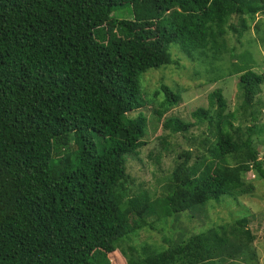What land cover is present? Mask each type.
I'll return each mask as SVG.
<instances>
[{
	"label": "trees",
	"instance_id": "trees-1",
	"mask_svg": "<svg viewBox=\"0 0 264 264\" xmlns=\"http://www.w3.org/2000/svg\"><path fill=\"white\" fill-rule=\"evenodd\" d=\"M259 13L264 0H0V264H112L115 252L122 264L242 258L254 239L244 216L230 227L175 229L207 204L250 193L241 173L264 179L252 138L264 125L242 131L212 92L209 108L192 113L207 127L191 138L202 153L192 164L190 149L178 153L159 208L132 192L126 157L146 143V116L130 114L144 106L139 75L170 64L173 43L222 59L228 33L240 35ZM231 65L245 112L264 74L248 60ZM159 93L157 121L180 99L164 83ZM194 123L168 116L161 127ZM149 231L161 241L138 240Z\"/></svg>",
	"mask_w": 264,
	"mask_h": 264
},
{
	"label": "rangeland",
	"instance_id": "rangeland-1",
	"mask_svg": "<svg viewBox=\"0 0 264 264\" xmlns=\"http://www.w3.org/2000/svg\"><path fill=\"white\" fill-rule=\"evenodd\" d=\"M232 18L234 22L237 21L236 16ZM226 44L229 48L227 51L231 52L223 53L220 60L210 61L201 53L189 56L178 47L177 43H173L169 48L170 64L146 69L139 75L144 106L130 114L136 116L143 113L146 116L148 123L143 138L146 143L136 154H128L126 162L128 172L134 180L132 192L146 191L150 199L158 203L154 204L157 208L166 204L163 196L170 184L169 176L180 160L178 153L190 149L193 155L189 164L197 162L202 153L195 149V143L191 138L195 137L197 139L195 142L198 143L208 131L205 125L194 123L192 113L199 107L209 108L212 92L216 90L221 92L226 102L225 112H236L238 120L234 124L240 122L242 131L253 123L257 126L256 130L258 126L264 125V84L260 86L261 91L253 99L249 109L244 112L243 99L239 95L237 84L239 73L230 72L232 63L238 62L241 66L248 60L255 72L264 74V14L256 15L240 35L229 32ZM231 48L234 50L232 51ZM161 83L169 85L178 92L180 99L157 121V111L161 108L163 96L155 92ZM252 115L255 116V121L251 120ZM168 116L178 117L194 125L185 132L171 133L161 127L162 121ZM252 138L258 159L262 161L264 167V132L256 131L252 134ZM241 175L244 181L253 184L254 189L250 193L222 197L220 202L207 204L202 214L198 211L192 218L189 213L188 217L186 216L189 219L183 218L186 222L179 223L175 230L178 232L188 227L192 228L194 224L201 226L203 231L221 224L230 227V224L244 216L246 226L254 239L251 242L245 241L248 242L247 247L243 248L239 255L242 258L234 257L236 258L234 263L237 264L239 260V264L247 261L249 264H264V179L257 178L253 170L243 172ZM154 218L157 220L156 215L152 220ZM168 225L167 221L165 226ZM145 238L161 241L160 234L154 231L141 232L138 236V240ZM110 260L112 264H122L117 252L110 255Z\"/></svg>",
	"mask_w": 264,
	"mask_h": 264
}]
</instances>
